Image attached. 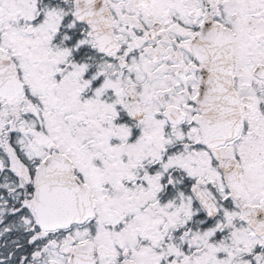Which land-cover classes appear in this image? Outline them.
<instances>
[{
  "label": "snow or ice",
  "instance_id": "1",
  "mask_svg": "<svg viewBox=\"0 0 264 264\" xmlns=\"http://www.w3.org/2000/svg\"><path fill=\"white\" fill-rule=\"evenodd\" d=\"M0 264H264V0H0Z\"/></svg>",
  "mask_w": 264,
  "mask_h": 264
}]
</instances>
